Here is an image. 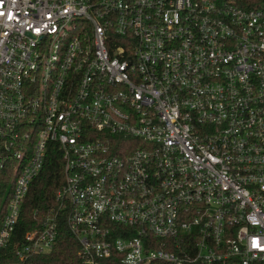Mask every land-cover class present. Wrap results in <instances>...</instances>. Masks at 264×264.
I'll use <instances>...</instances> for the list:
<instances>
[{
	"label": "built area",
	"instance_id": "2783aa9c",
	"mask_svg": "<svg viewBox=\"0 0 264 264\" xmlns=\"http://www.w3.org/2000/svg\"><path fill=\"white\" fill-rule=\"evenodd\" d=\"M53 150L16 264H264V0H0V252Z\"/></svg>",
	"mask_w": 264,
	"mask_h": 264
},
{
	"label": "trees",
	"instance_id": "16d2710c",
	"mask_svg": "<svg viewBox=\"0 0 264 264\" xmlns=\"http://www.w3.org/2000/svg\"><path fill=\"white\" fill-rule=\"evenodd\" d=\"M63 182L62 163L56 150L48 154L40 175L31 183L19 221L6 248L0 252V264H16L14 255L25 232L40 230L49 212L56 208L55 194ZM3 214L0 209V219ZM79 245L63 220L59 222L53 249L43 255L32 256L24 264H81Z\"/></svg>",
	"mask_w": 264,
	"mask_h": 264
}]
</instances>
